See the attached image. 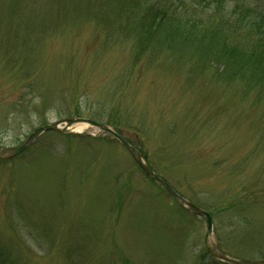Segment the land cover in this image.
<instances>
[{
	"label": "rangeland",
	"instance_id": "374dc122",
	"mask_svg": "<svg viewBox=\"0 0 264 264\" xmlns=\"http://www.w3.org/2000/svg\"><path fill=\"white\" fill-rule=\"evenodd\" d=\"M67 1L0 0V149L67 119L109 125L211 213L228 257L264 261V100L189 46L158 48L135 0H78L77 19ZM204 220L91 126L0 158V264H226Z\"/></svg>",
	"mask_w": 264,
	"mask_h": 264
},
{
	"label": "trees",
	"instance_id": "16d2710c",
	"mask_svg": "<svg viewBox=\"0 0 264 264\" xmlns=\"http://www.w3.org/2000/svg\"><path fill=\"white\" fill-rule=\"evenodd\" d=\"M135 1L141 17L137 10L126 13H137L133 17L140 18L138 26L148 20L146 30L161 35L158 48L176 53L180 48L187 52L189 46L193 56L204 58L216 70L217 81L220 77L223 82L241 84L257 101L264 100V0ZM77 2L67 1L63 15L81 13ZM206 10L211 14L206 15Z\"/></svg>",
	"mask_w": 264,
	"mask_h": 264
},
{
	"label": "water",
	"instance_id": "95a60500",
	"mask_svg": "<svg viewBox=\"0 0 264 264\" xmlns=\"http://www.w3.org/2000/svg\"><path fill=\"white\" fill-rule=\"evenodd\" d=\"M76 125L91 126L96 130L101 131L105 135L112 137L130 153L136 165L152 180V182L158 184L162 189L165 190V192H167L171 197H173L179 203V206L182 208V210L191 213L194 216L203 218V220L205 219L204 221H206L207 224L206 231H208V235H209V240H208L210 243L209 249L211 255L216 261L226 264H264V261H258V260L257 262H252V261L232 259L228 257L223 251H221V248L219 247L217 241H215L216 239L213 232V220L210 213L195 206L189 201H186L175 190L171 189V186L167 182H165L163 179H160V177L155 172H153L152 168L150 167L146 159L143 157V155L140 152H138L136 148H134L129 142H127V140H125L118 132L114 131L111 127L105 124L97 123L96 121L91 119L77 118L76 120L67 119L57 122L55 124L45 125L43 127L38 128L30 136H28L26 141L20 147L0 149V158L6 160L14 159L24 154L34 143H36V141L42 135L50 132L65 134L67 133L70 127Z\"/></svg>",
	"mask_w": 264,
	"mask_h": 264
},
{
	"label": "bare ground",
	"instance_id": "6f19581e",
	"mask_svg": "<svg viewBox=\"0 0 264 264\" xmlns=\"http://www.w3.org/2000/svg\"><path fill=\"white\" fill-rule=\"evenodd\" d=\"M84 126V125H83Z\"/></svg>",
	"mask_w": 264,
	"mask_h": 264
}]
</instances>
